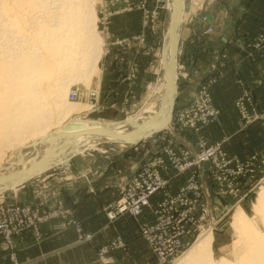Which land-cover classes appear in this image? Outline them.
I'll return each mask as SVG.
<instances>
[{"label": "rangeland", "instance_id": "1", "mask_svg": "<svg viewBox=\"0 0 264 264\" xmlns=\"http://www.w3.org/2000/svg\"><path fill=\"white\" fill-rule=\"evenodd\" d=\"M6 1L13 2L14 0ZM191 1L193 0H183L184 5L180 9L177 22L178 39L180 26L184 21V13L196 15L191 6H197V4ZM88 3L92 5L95 14L94 28L99 37L101 52L98 61L90 69L87 80L82 77L86 67L84 48L87 49V39H84L86 34L81 27L83 23L87 22L86 0H36L35 8H24L23 11L29 10L27 14L29 19L31 18L26 26V31H31L36 24H41L38 31L41 44L34 52L31 49L30 39H23L12 26L10 14L5 13L0 5V148L3 153L0 163L1 174L14 171L22 161H29L35 156L33 140L21 147H13L6 140L14 126L20 122V108L29 109L33 100L37 107H34L35 109L30 115L29 121L32 125H39L46 117L45 112L39 114L38 111V107L41 105L36 96L39 95L37 90L41 86L37 90L32 89L34 87L33 77L37 68L36 63L42 56L50 57L62 68L59 70L60 74L58 71L55 72L58 76L55 74L57 77H54L61 79L58 92L59 103L69 101L67 95L71 89L77 87L79 92L76 100L77 106L63 117V121H61L63 124L75 121L81 123L82 128H85V126L89 127L99 122L111 123L124 120L134 114H144L143 106L148 105L155 98L156 87L162 81L158 56L168 24L170 0H88ZM199 6L203 7L202 3ZM20 9L22 11V7L19 8V11ZM134 10L138 13L137 21L139 22L135 33L126 34V36L116 35L111 30L113 17L120 12ZM205 18L206 16L203 14L202 19ZM250 25L252 26L251 34L248 41L246 40L247 42L244 43L249 48L248 54L255 52L264 54V41L257 45L258 37H264V13H260L259 10L257 13L251 14ZM212 32L213 28L210 26L202 29L203 34ZM128 36L140 44L148 42V45L143 48L147 52L145 57L149 62L148 68L142 72L143 76L138 80V84L131 89L132 92L123 95L110 94L100 88V85L97 84L98 81L94 83L102 71L100 63L103 62V68L104 66L107 68L110 60L105 58L104 62V59H100L106 47L108 49L109 45H123V40L126 42L125 37ZM178 39L173 70L175 91L177 74L180 72V69L177 68ZM218 72L216 70L206 75L198 84L190 100L177 109L174 108V94L167 125L165 124L160 129L143 135L127 146H119L105 139H98L94 142L95 145L67 155V158L65 157L64 161L55 168L35 174L27 181L14 185V188L2 191L0 193V262L2 264H25V261L19 259V251L14 242L15 237L26 230H31L35 239H39L41 225L52 220L60 221L53 225L54 229L72 227L75 232V242L87 243L92 247L91 264H114L115 261L122 264H174L197 237L206 230H210L212 233L213 257L217 259L222 256L234 262L244 250L241 236L231 226V215L234 210L237 207L240 208L254 223V226L262 230V225L256 217L255 207L260 201L261 192L264 191V108H258L252 86L238 78L240 92L234 100V106L239 115L240 129L247 130L248 138L245 141L247 145L245 146L244 143L242 145L244 148L250 149L251 153L243 158L231 154L227 144V130L231 127H227V125L225 127V124L221 126L218 121L219 109L216 107L211 93V87L218 80ZM255 81L261 85L264 91V67L259 71ZM42 82H45L44 79ZM95 84L99 85L98 89ZM93 88H96L97 94L90 99L93 103L90 107L86 94L92 93ZM244 92L248 97L244 99V109H242L237 101ZM25 94L33 98L26 99L24 98ZM46 97L50 103L51 95ZM82 103L86 107H82L84 105ZM207 104H210L214 109V117L209 113L205 114ZM182 111L183 114L187 111L190 115L187 118L193 119L185 118L184 120V117L178 119ZM183 121L207 122L201 126L197 124L198 126L195 127V125L183 124ZM221 122L224 123V121ZM212 126L214 129L216 127V130ZM61 127L52 131L56 132ZM27 129L28 126L22 130L25 131L20 135L25 136ZM48 135L49 133L36 140H44L42 145L45 146L48 143L46 141ZM177 136H184L185 140L189 141L186 143V147L178 145ZM166 149H171L179 161L192 160L200 152L209 149H215L216 156L203 159L192 165L190 169L178 170L171 164L165 152ZM19 152L20 163L16 164ZM119 158L137 161L133 170L116 182L114 195L103 201L101 210L107 222L116 221L120 217H130L136 224L134 243L130 241L129 237L123 236L119 232H113L103 240L96 241L98 232L84 229L78 217L80 210H74L66 202L62 193L63 188L59 186L63 181H66L68 186L72 185L75 177L69 176L64 180L63 177L67 175L65 171L71 167H77L76 165L84 164L88 159H94V162L101 168L107 167L108 169V165L115 168ZM156 158L160 159L155 160ZM151 160L153 167L161 177L167 180V183L158 192L151 195L150 205L142 207L139 214L117 213L119 212L117 207L120 197L126 196L130 190L128 184L134 179L139 180L137 178L142 175L143 165ZM167 172H171L170 176L166 175ZM80 175L85 176L84 173ZM190 177L195 180L196 188L186 189L188 192H184L183 188L187 186ZM173 178H178V180L172 181ZM57 180L60 181V184H57ZM205 186L207 187L206 191ZM182 193L187 198V202L180 204L179 199ZM206 195L208 200H206ZM161 209L163 214H161ZM110 210L116 213L114 217L108 216ZM162 216L172 217L171 232L177 230L186 232L180 238L182 245L176 254L183 252L177 258L175 257L173 262L170 261L172 257L161 262L153 250L154 245H159L160 242L169 238L160 233L145 234L142 230L144 225H155ZM78 224L79 229H77ZM166 233L170 235L168 231ZM130 246L138 247L141 253L134 254L129 249ZM34 264L53 263L51 260H47L45 263L35 262Z\"/></svg>", "mask_w": 264, "mask_h": 264}, {"label": "crops", "instance_id": "2", "mask_svg": "<svg viewBox=\"0 0 264 264\" xmlns=\"http://www.w3.org/2000/svg\"><path fill=\"white\" fill-rule=\"evenodd\" d=\"M193 1L197 6L193 5L191 8H194L196 15L184 13V21L179 30L177 68L180 72L177 74L174 108L177 109L190 100L206 75L219 71L218 80L211 87L213 100L219 109L218 121L221 126L225 124V127L226 125L231 127L227 130V144L231 154L243 158L251 152L242 145V143L247 145L245 141L248 135L246 129H240V119L234 100L240 92L237 83V79L240 78L247 85L252 86L258 108H264V91L255 81L259 71L264 67V54L260 52L248 54L249 48L244 45L251 34V14L259 10L260 13H264V0ZM201 3L203 7L199 6ZM203 14L206 16L204 20ZM137 15L135 10L120 12L113 17L111 30L120 36L135 33L134 31L139 27ZM206 26L212 27L213 32L203 34L202 29ZM125 38L126 42L123 40V45H107L108 49L106 47L100 59H104V62L105 58L110 60L107 68L106 66L103 68V62L100 63L102 71L94 83L98 81L100 88L110 94L123 95L132 92L131 89L142 78V72L148 68L149 62L145 57L147 52L143 49L148 42L140 44L133 41L130 36ZM97 84L95 87L98 89ZM176 140L182 147H186V143L189 142L184 136H177ZM136 161L119 158L115 168L108 165L107 169V167L101 168L94 159H88L84 164L65 171L67 175L63 177L64 180L69 176L75 177L72 185L68 186L66 181L60 184L57 180V184L63 188L62 193L66 202L74 210H80L78 217L84 229L98 232L96 241L103 240L113 232H119L129 237L132 243L135 242L134 221L130 217H120L116 221L107 222L101 205L107 197L114 195L116 182L133 170ZM81 173L85 176H81ZM170 174L171 172L166 173L168 176ZM175 180L178 178L172 179ZM206 189L205 186V191ZM207 197L206 195V200ZM57 222L60 221L52 220L41 225L39 239H35L31 230H26L15 237L19 259L25 261V264L45 263L47 260H51L53 264H91L92 247L87 243H76L72 227L54 229L53 225ZM130 247L134 254L141 251L136 246ZM114 264L122 263L115 261Z\"/></svg>", "mask_w": 264, "mask_h": 264}, {"label": "bare ground", "instance_id": "3", "mask_svg": "<svg viewBox=\"0 0 264 264\" xmlns=\"http://www.w3.org/2000/svg\"><path fill=\"white\" fill-rule=\"evenodd\" d=\"M173 4L174 0H170L168 5V24L163 35V43L158 56V63L162 72H160L162 74V81L156 87L155 98L151 100L148 105L143 106L144 109L142 112H144V114H134L124 120L111 123L99 122L98 124H93L89 127L85 126V128L82 129L65 131L60 129L56 132H53L52 130L55 128L64 125L63 122H61L63 121V117H65L68 112L70 113L72 108L74 109L75 106H77V98L71 97L70 94L77 93L78 97L79 92L77 91V87H75V89H71L67 95L69 101L66 103H59L60 99H58V92L61 86V79H59L60 77L58 79L54 77L58 76V74L55 72L58 71L59 73V70H62V68L50 57L42 56L39 60H37V68L35 69L36 74L33 77L34 87L32 89L37 90V88L40 86L42 87V89H40V87L37 90L39 95H37L36 98L39 99L41 105L38 107L39 114L45 112L46 117L44 120H42V123L37 126H33L29 120L30 115L35 109L34 107H37L35 100H33L34 102L29 106V109L20 108V122L14 126V129L9 133L8 139L6 141H8V143L10 142L13 147H21L22 145L33 140L35 156L33 155L34 157L29 161H22L20 163L21 155L19 152L18 159L15 162L16 164L20 163L18 168L16 167V169H14L12 172L7 171L5 174L0 173V193L16 184L27 181L33 176H28L30 170L35 169V174L51 170L58 164H61L62 161H64L63 159L70 153L87 149L88 147L95 145L96 143L94 144V142H96L98 139H105L107 141L116 143L119 146H127L131 143H134L143 135L160 129L167 123L173 97H171V101L168 100L170 99L171 91L165 70L168 67L169 69H172V71L174 70L175 57L177 54L176 43L172 42V39L168 35V29L173 21V27L169 32L170 35L173 34L175 36V41H177V22L180 15V9L184 3L183 0H180L177 14L176 17L174 16V19ZM0 5L5 13L10 14V22L12 26L15 27L23 39H30L31 49L33 52L36 51L41 44L38 34L41 24H36L31 31H26V26L31 18L29 19V15L27 14L29 10L23 11L24 8H35L36 0H14L13 2L0 0ZM21 7L23 13L21 9L19 11V8ZM86 14L87 22L81 25L83 32L86 34L84 39H87V49L86 47L84 48V54L86 55V67L82 76L84 77V80H87L90 69L93 67L95 62L98 61L101 52V48L99 49V37L94 28L95 14L92 5L88 3V0H86ZM55 74L57 76H55ZM43 79L45 82H42ZM173 79H175L174 72ZM93 90L97 93L96 88H93ZM92 93L86 94L87 103H90L89 106H92L93 104L90 101V99H92ZM49 94L51 95V104L48 103V99L46 97ZM24 98L32 99L33 97L25 94ZM82 98L83 97L81 96V99ZM160 103H163V105L158 108L157 105ZM82 107H86V105L84 104ZM26 126H28L27 134L25 136L20 135L25 131L22 130ZM98 129H105L108 134L99 133L97 131ZM48 133L49 135L46 137V141H48V143L45 146L42 145V143H44L42 141L44 140H36L38 137L45 136ZM18 134L20 136H17ZM1 155H3V153L0 148V163ZM259 199L260 201L255 207V213L257 220H259L262 225V230L254 226V223L251 222L247 218L246 214L238 207L231 215V226L241 236V240L244 244L243 252L234 260V262H231L229 259L222 256L217 259L213 257L211 249L212 233L210 230H206L197 237L193 244L183 253L179 259L174 262V264H264V191L261 192Z\"/></svg>", "mask_w": 264, "mask_h": 264}, {"label": "built area", "instance_id": "4", "mask_svg": "<svg viewBox=\"0 0 264 264\" xmlns=\"http://www.w3.org/2000/svg\"><path fill=\"white\" fill-rule=\"evenodd\" d=\"M262 41H264V37L263 36L258 37L257 45H259ZM96 94L97 93L93 90V93L91 94V98L92 96H95ZM70 96L77 98V93H72L70 94ZM247 97L248 95L245 94L244 92L237 101V103L241 106L242 109H244V99ZM205 111H206L205 113L206 115L209 113L212 117H214L215 112L210 104L206 105ZM188 116L190 115L187 113V111L184 114L182 111L180 112L178 119H180V117L182 118L184 117L183 118L184 120L185 118L193 119V118H187ZM206 122L207 121H185V122L183 121V124H188L191 126L195 125L196 127L198 125L201 126L203 124H206ZM165 152L168 155L173 167L175 166L178 170L190 169V167L194 165L195 163H198L199 161L206 159L208 157L216 156L215 149L213 150L209 149V150L200 152V154L195 156L192 160L184 159L183 161H179V159L174 156L175 153L171 149L170 150L166 149ZM159 159L160 158H156L155 160H159ZM143 168L144 169L141 172L142 175L139 178H137L139 180L134 179L128 184L130 188L128 194L126 196L122 195L120 197L118 207L116 206L117 211H119L117 213L127 212L132 215L139 214L142 210V207L150 205L151 195L158 192V190L162 186L164 187V185L167 183V180L161 177L158 174L157 170L153 167L152 160L145 162V165H143ZM195 188H196L195 180L193 179V177H190L188 179L187 186L183 188V191L188 192L186 189H195ZM179 202L180 204L187 202V198L184 196L183 193L179 199ZM115 214L116 213H114L113 210H110L108 216L114 217ZM161 214H163L162 209H161ZM172 227H173V219L171 216H162L160 217L159 222H157L155 225H150V226L144 225L142 227V230L145 234L160 233L166 236L167 238H169V239L164 240L163 242H160L159 245H154V249H153L154 253L161 262L166 261L169 257H172L170 260L172 261L175 257L177 258L183 252L182 251L178 255L176 254L178 252L179 247L182 245L180 238L183 235H185L186 232L183 230H177V231L171 232ZM79 228L80 226L78 224L77 229ZM166 231H168L170 235H167Z\"/></svg>", "mask_w": 264, "mask_h": 264}, {"label": "water", "instance_id": "5", "mask_svg": "<svg viewBox=\"0 0 264 264\" xmlns=\"http://www.w3.org/2000/svg\"><path fill=\"white\" fill-rule=\"evenodd\" d=\"M179 2H180V0H174V4H173V19H174V16L176 17L177 10H178V7H179ZM172 27H173V21H172V23H171V25H170V27L168 29V35L172 39V42L176 43L177 41H175V36L173 34L170 35V32H169V31H171ZM165 71H166V75H167V80H168V82L170 84V91H171L170 92V99H168V100L171 101V97H174V94H175V80L173 79V71H172V69H169V67H168V68H166ZM162 105H163V103H160L157 106L159 108ZM81 128H82L81 123H78V122H75V121H73V122L72 121H68L67 123H65L61 127V130L65 131V130H73V129H81ZM97 131L99 133L108 134L105 129H98ZM112 136H114V135H112ZM35 171H36L35 169L30 170L29 173H28V176L30 177L31 175H35Z\"/></svg>", "mask_w": 264, "mask_h": 264}]
</instances>
